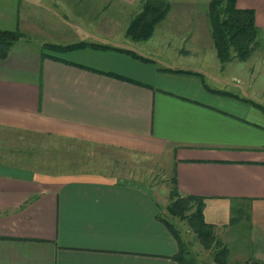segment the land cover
<instances>
[{
  "label": "crops",
  "instance_id": "obj_1",
  "mask_svg": "<svg viewBox=\"0 0 264 264\" xmlns=\"http://www.w3.org/2000/svg\"><path fill=\"white\" fill-rule=\"evenodd\" d=\"M142 1L0 0V30L23 34L0 62V128L164 160L181 195L205 199L229 263H264V112L245 102L264 107V0H237L263 35L249 60L224 67L211 0H165L167 19L135 42L126 31ZM84 43L119 51L45 49ZM172 187L168 201L145 177L0 164V264H176L159 219L170 221ZM236 199L251 201L249 222L231 224Z\"/></svg>",
  "mask_w": 264,
  "mask_h": 264
},
{
  "label": "trees",
  "instance_id": "obj_2",
  "mask_svg": "<svg viewBox=\"0 0 264 264\" xmlns=\"http://www.w3.org/2000/svg\"><path fill=\"white\" fill-rule=\"evenodd\" d=\"M170 10L171 5L165 0L143 1L141 12L132 20L126 31V36L135 42L149 41L153 37L157 26L167 19ZM208 18L211 24L214 45L223 67L233 59L247 61L251 58L259 45V39L263 35L262 29L258 27L256 23V13L254 10L239 9L237 7V0H211L208 9ZM22 36L23 34L19 30H0V62L9 58L13 46ZM87 47L103 50L112 49L108 46L85 43L69 47L47 45L45 49L57 52ZM112 50L119 51L117 49ZM120 52L130 54L137 59L147 62L146 59L136 55L133 52ZM43 58L54 57L45 54L43 55ZM81 68L96 72L95 70L88 69L86 67ZM165 71L176 74L199 75L198 73L192 71L171 69H166ZM107 75L119 80L141 85L138 82L118 75ZM208 89L210 90V88ZM212 91L215 93L225 94L224 92L217 90ZM245 102L259 108L264 112L263 106L253 101L245 100ZM172 183L173 187L169 196L170 204L167 206L168 216L185 221L187 223L190 231L196 236L200 245L207 251H213L215 264H264L259 261L229 263V251L227 247L216 237L214 225L208 224L205 221V199L198 196L181 195L178 191L176 177L172 179ZM233 202L231 224L234 225L243 219L249 222L251 220V201L236 199ZM159 219L167 226L179 245V253L173 257L176 264H201L194 256L191 255L190 251L187 249L185 241L182 238L181 231L170 221L164 220L162 218Z\"/></svg>",
  "mask_w": 264,
  "mask_h": 264
},
{
  "label": "rangeland",
  "instance_id": "obj_3",
  "mask_svg": "<svg viewBox=\"0 0 264 264\" xmlns=\"http://www.w3.org/2000/svg\"><path fill=\"white\" fill-rule=\"evenodd\" d=\"M142 3L143 1L141 7ZM28 44L31 46L29 47L31 50L35 47L33 43ZM16 49L15 44L14 50ZM98 158L100 161L104 159V162L99 163ZM0 164L55 174L81 170L86 166L89 170L99 168L106 174L120 175L121 177H145L159 189L161 196L168 201L166 191L170 179L173 186L172 178L167 176L168 173H171V168H167L164 160L160 159L159 161V159H150L139 155L127 156L123 155L121 151L101 149L95 145L12 129L0 128ZM161 203L164 204V201ZM168 217L172 224L181 229L182 238L191 255L201 264H215L213 251H207L200 245L187 223Z\"/></svg>",
  "mask_w": 264,
  "mask_h": 264
}]
</instances>
